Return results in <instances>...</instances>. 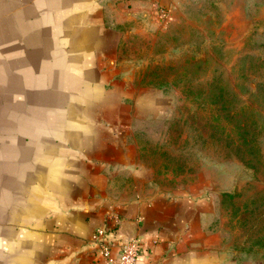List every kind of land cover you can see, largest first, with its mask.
Masks as SVG:
<instances>
[{"label":"crops","instance_id":"1","mask_svg":"<svg viewBox=\"0 0 264 264\" xmlns=\"http://www.w3.org/2000/svg\"><path fill=\"white\" fill-rule=\"evenodd\" d=\"M171 7L0 0V264H99V227L111 255L137 241L135 264H249L222 241L214 174L155 175L132 141L167 96L125 78L121 42Z\"/></svg>","mask_w":264,"mask_h":264},{"label":"rangeland","instance_id":"2","mask_svg":"<svg viewBox=\"0 0 264 264\" xmlns=\"http://www.w3.org/2000/svg\"><path fill=\"white\" fill-rule=\"evenodd\" d=\"M127 29L124 76L167 96L135 127L139 162L155 175L206 166L220 197L222 241L264 264V0H171Z\"/></svg>","mask_w":264,"mask_h":264},{"label":"built area","instance_id":"3","mask_svg":"<svg viewBox=\"0 0 264 264\" xmlns=\"http://www.w3.org/2000/svg\"><path fill=\"white\" fill-rule=\"evenodd\" d=\"M107 229L99 227L94 231L92 240L97 243L99 264H135L139 245L135 239H129L118 245L117 252L110 253V244L105 240Z\"/></svg>","mask_w":264,"mask_h":264},{"label":"trees","instance_id":"4","mask_svg":"<svg viewBox=\"0 0 264 264\" xmlns=\"http://www.w3.org/2000/svg\"><path fill=\"white\" fill-rule=\"evenodd\" d=\"M163 12V11H162ZM164 13V12H163Z\"/></svg>","mask_w":264,"mask_h":264}]
</instances>
